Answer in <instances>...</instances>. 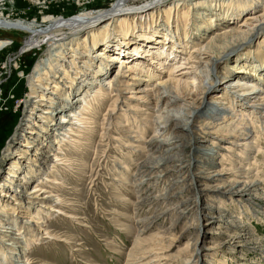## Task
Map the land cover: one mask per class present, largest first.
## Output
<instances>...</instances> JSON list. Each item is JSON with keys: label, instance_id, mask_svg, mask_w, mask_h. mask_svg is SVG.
Listing matches in <instances>:
<instances>
[{"label": "bare ground", "instance_id": "obj_1", "mask_svg": "<svg viewBox=\"0 0 264 264\" xmlns=\"http://www.w3.org/2000/svg\"><path fill=\"white\" fill-rule=\"evenodd\" d=\"M129 1L118 0L95 15L49 16L40 23L0 14V30L26 32L25 53L47 48L45 58L28 75L26 111L2 152V160L9 165L0 179V215L8 210L16 213L14 207L19 209L18 214L25 215L38 210L34 211L37 217L42 208L47 215L55 210L60 214L53 192L40 187L54 179H35L54 173L57 163L70 165V161L61 158L62 150L53 149L58 144L57 136L67 138L75 147L81 132L95 129L91 127L97 116L95 108L106 105L97 131L100 140L109 141L106 145L113 141L112 146H121L119 155L135 152L142 158L134 176L123 162V174L125 180L133 178L137 183L144 176L143 182H121L136 188L138 195L175 176L174 180H167L164 194L148 199L141 196L134 204L138 214L142 206L153 214L137 221L142 228L136 232L128 264H197L201 252L214 254L230 247L236 249V254L246 238L242 234L244 225L235 224L231 215L220 225L238 231L237 235L210 247L204 246L202 237L206 238V230L220 221L219 207L207 204L209 196H228L249 203L247 197L261 184V180L245 182L249 178L248 154L256 147L248 129L255 123L264 124V95L260 94L264 90V53L256 51L251 55L246 50L254 38L264 47V0H142L139 8L123 9L130 7ZM158 13L163 14L161 23H157ZM138 20L148 23L136 26ZM239 20L241 24L236 25ZM197 23L194 29L192 26ZM138 28L139 32H135ZM205 40L208 41L203 43ZM10 44L0 38V53ZM242 47L243 53L238 52ZM115 61L119 62L118 68L114 76H108ZM176 72L179 73L174 76ZM220 75L221 81L216 82ZM183 117L186 131L178 132L177 120ZM114 132L116 136H112ZM255 133L257 141L264 134V127ZM188 149H192V154ZM213 149L222 154L215 157ZM217 157L222 165L214 164ZM226 164L230 170H225ZM216 168L219 171L213 170ZM226 175L233 180H223ZM33 179V183L42 184L26 190L28 181ZM13 184L17 187L12 189ZM178 188L180 191L174 192ZM7 189L13 203L2 205L1 198H6L3 190ZM190 191L194 193L190 199L181 201L183 194ZM194 214L198 215L195 225L181 235L183 239L197 232L195 247L186 258L180 256L173 261L175 257L164 255L171 245L163 240H142L159 220L174 218L172 226L157 234H162L168 243L175 236L169 233L180 228L185 216ZM2 223L0 219V243L4 242L9 259L22 264L23 247L28 248L29 244L14 247L21 229L13 226L14 222L9 226ZM212 235L218 236V230ZM198 241L203 243L199 248ZM139 252L141 257L135 262Z\"/></svg>", "mask_w": 264, "mask_h": 264}, {"label": "rangeland", "instance_id": "obj_2", "mask_svg": "<svg viewBox=\"0 0 264 264\" xmlns=\"http://www.w3.org/2000/svg\"><path fill=\"white\" fill-rule=\"evenodd\" d=\"M117 1L118 0H0V14L9 16L12 19H24L27 21L37 20L40 23L43 21L44 17L49 16L70 18L80 13L95 15L100 11L104 12L111 8ZM128 4L130 7H125L123 9L139 8L143 3L142 0H130ZM162 15V13L156 15L157 23H161L163 20ZM240 21L241 20L237 21L236 25L241 24ZM146 23L148 22L146 21ZM146 23L143 20H138L136 26L145 25ZM43 26L44 24H42L41 27L43 28ZM197 26L198 23L192 27L195 29ZM140 28L136 29L135 32H139L138 30ZM0 38H5L12 42V44L3 50V53H0L1 179L4 176L3 174L6 173L9 165V162H6L4 159L2 160V152L7 144L12 141L15 129L23 119L28 103L27 101L29 100L30 88L28 86V75L33 72L35 65L45 58L47 55V48L44 46L40 49H34L25 53L23 47L28 40V36L26 32L22 31L0 30ZM207 41L208 40H205L203 43ZM247 46L249 49L246 51L251 55L256 51L264 53V47L257 44L256 38L252 39L251 43ZM244 48L242 47L238 52L243 53L242 50ZM184 57L186 56L184 55ZM118 65V61L112 63L108 76H114V72L118 68ZM178 73L179 72H176L174 76L178 75ZM221 78V75L218 76L216 82H220ZM152 84L154 85L155 81H153ZM263 92L264 90H262L260 94L264 95ZM110 99L111 98H105V100ZM247 103L248 101H246V105ZM109 104L110 102L108 105ZM105 107L106 105L95 108L94 112L97 113V116L92 120L91 124V127H95V129L93 131L81 132V137H77L76 139V141L79 142L75 146L76 148L71 147L70 144L72 143L68 142L67 138L63 139L62 136H57V138H59L57 139L58 144L55 145L53 149L54 151L57 148L62 150L60 153L64 156L62 155L61 158L63 160L66 159L65 161H70L68 163L70 165L63 166L57 163L55 174L48 172L42 175L43 177L37 176L35 179L48 177L49 180L54 179L52 180L54 184L33 183L34 179L27 183L28 186L26 190L33 189L35 185L40 184H42L40 187L46 188L49 191L51 190L54 197L57 198L55 208L60 210V214L54 209L55 213L47 215L45 214L47 210L42 208V210L40 209V213H38L39 217H37L35 216V212L38 210L35 211L32 209L25 215L18 214L17 211H19V209L14 207L16 213L8 210L7 213L3 212L5 214L0 215V219L5 224H8L7 226H9L10 222H14L16 224L13 226L21 229L19 234L20 240L17 241L14 247L21 246L26 242L29 244L28 248L23 247L22 255L20 256L22 264L130 263V260H128L130 259L129 253L134 248L136 232L140 231L142 228V225L137 224V221L142 218H149V216L153 214V212L145 206H142L138 214L134 210V204L141 199V196L142 198L148 199L161 195L162 193L164 194L167 180H174L175 176H169L157 185L150 186L148 193L144 190L141 192L142 194L140 193L138 195H136V188H131L127 184L126 186L121 182L133 183L134 185L139 184V181L143 182L145 179L144 176L139 178L138 183L137 181L135 182L133 178L125 180V171L123 169L124 163H126L124 167H129V172L134 176L136 167L140 166L142 158H140V156L138 157L135 152L130 154L123 152V154L119 155L120 152L118 151L119 149L122 150L121 146H112V144H115L113 141H110V144L106 145L109 141L100 140L97 131H100V124L103 122L102 119L105 114ZM256 116L258 117V115ZM177 121L180 125L177 131H186L187 126H185V123L187 121L185 117ZM263 127L264 124L259 123V125H257V123H255L252 128L248 129L251 133L250 140L252 143H255L256 147L254 146L255 149L248 154V159L250 161V165L248 166L249 178L248 181H244L248 184L251 182L253 183L255 180H261V184L259 187L257 186L255 192L251 193L252 196L250 195V197H247L251 200L249 203L242 199L238 202L239 200L236 198L230 199L228 196L218 199L214 196H209L207 204H209L208 206L211 205L210 207H219L220 221L218 225L206 230V232H208L206 238L203 239L202 234L200 236V238L202 237V240H204V246L210 247L222 243L229 236L232 237L237 235L238 231H233L226 225H220L221 222H226L231 215L232 220L234 218L233 221H235V224L240 223L244 225V232L242 234L246 238V243L236 254L234 253L236 249H232V247L226 250H218L214 254L201 252L198 256L197 264H264V134L259 140H255L257 136L255 132L258 128L261 129ZM92 134H95L93 138L91 137ZM112 136H116V133H112ZM163 136L164 132H162L158 138L161 139ZM147 138L149 139V137ZM99 144L105 146H99ZM32 152H34V150ZM213 152L216 153L214 154L215 157L216 155L219 156L222 154L216 149H213ZM188 153L192 154V149H188ZM219 159L220 158L217 157L214 160L216 166L219 164L222 165ZM224 168L225 170H230L227 164ZM47 169L45 170L47 171ZM213 170L219 171V168ZM223 180L228 182L232 181L233 178L226 175ZM1 181L2 180H0V185L2 183ZM13 187L16 188L17 186L13 184L11 188L13 189ZM9 191V189L3 190V192H5L3 195L6 198H1L4 201H2V205L13 203L12 200L9 199L11 194H7ZM178 191H180L179 188L174 192ZM193 194L194 193L191 191L186 192L180 200L190 199V196ZM171 205H173V203H171L170 206ZM5 218L6 220L4 221ZM197 218L198 215L195 214L185 216L180 228L174 233H169L175 236L168 239L170 240L168 243L161 238L162 234L159 237H157V234L165 232L166 229L172 226L174 224V218L170 220L167 218L159 220L156 225L152 226L142 240L146 239L145 241L148 243L154 242L152 240H163L162 242H166L168 246L171 245L170 249L165 250L164 255L175 257L173 261L176 260V257L180 258V256L186 258L195 247L197 232L194 231V233L185 236L183 239H181V235L189 227L195 225V219ZM33 220L37 223L32 224L31 221L34 222ZM217 230L219 235H212V233ZM29 238H36V241H29ZM2 243L4 244V242L2 241L0 243V264H16L13 258L9 259L8 250L4 249L5 246ZM202 244L203 243L198 241L196 246L199 248ZM10 248L12 249V247ZM143 252L147 254L146 249ZM140 255L141 252L136 255L135 262L139 260L138 258L141 257ZM150 257L149 259H152V257Z\"/></svg>", "mask_w": 264, "mask_h": 264}]
</instances>
